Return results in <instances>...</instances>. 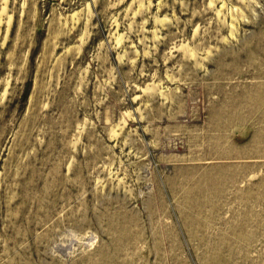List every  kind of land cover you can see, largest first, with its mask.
<instances>
[{"label": "rangeland", "instance_id": "obj_1", "mask_svg": "<svg viewBox=\"0 0 264 264\" xmlns=\"http://www.w3.org/2000/svg\"><path fill=\"white\" fill-rule=\"evenodd\" d=\"M0 264H264V0H0Z\"/></svg>", "mask_w": 264, "mask_h": 264}]
</instances>
